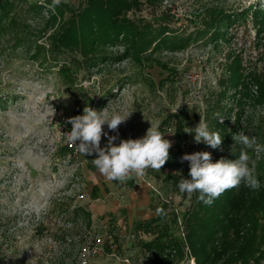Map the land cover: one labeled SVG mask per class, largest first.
I'll return each mask as SVG.
<instances>
[{
	"label": "rangeland",
	"instance_id": "374dc122",
	"mask_svg": "<svg viewBox=\"0 0 264 264\" xmlns=\"http://www.w3.org/2000/svg\"><path fill=\"white\" fill-rule=\"evenodd\" d=\"M152 1L149 7L141 0L140 10L127 17L139 27H158L164 14L174 43L139 54L121 37L92 67L78 47L66 49L56 40L71 11L87 0H61L54 9L53 0H0V264H197L187 243L195 193L182 194L175 181L166 180L176 171L149 168L127 181L130 189L150 183L154 218L162 214L152 227L130 225L124 209L107 211L124 194L109 197L92 162L96 154L84 156L66 143L64 133L72 127L67 121L83 115L85 106L131 113L118 131L103 126L101 148L111 136L116 145L142 138L152 124L176 151L182 127V154L209 152L211 162L239 157L242 146L232 139L238 132L264 145V22L244 18L260 6L264 13V0ZM212 10L233 18L218 42L211 34L199 36ZM234 67L243 86L235 81ZM200 115L220 133L219 148L196 143L194 131L184 132L199 124ZM168 128L175 134H167ZM248 153L261 187L253 191L242 183L234 195L246 191L258 199L264 191V152ZM181 163L190 170L188 161ZM156 237L166 244L186 240L182 259L181 251L148 252L145 245Z\"/></svg>",
	"mask_w": 264,
	"mask_h": 264
},
{
	"label": "trees",
	"instance_id": "16d2710c",
	"mask_svg": "<svg viewBox=\"0 0 264 264\" xmlns=\"http://www.w3.org/2000/svg\"><path fill=\"white\" fill-rule=\"evenodd\" d=\"M140 1L87 0L84 8L71 11L70 22L56 40L60 46L66 49L78 47L85 64L89 63L92 67L93 63L105 59L106 47L117 44L121 37L128 39L130 49L139 54L153 49L159 51L164 46L170 45L169 43H174L176 37L171 35L167 18H163L164 14L155 22L156 25L160 23L158 27L151 23L139 27L127 17L129 12L140 10L138 8ZM147 3L150 4L149 7H152V0H147ZM259 8L261 9V6ZM259 8L253 10L250 15L246 14L244 18L252 17L255 21L263 23L264 13ZM60 15L63 17V12H60ZM208 17L203 26L204 30L199 33V36L211 34V40L218 42L225 35L221 34V29L230 24L233 18L226 16L225 13L217 12V10L209 12ZM188 42L189 40L186 39V44ZM237 67L232 69L235 81L239 86H243V80L238 75ZM177 135L181 137V140L176 146V151L169 149L170 158L160 169L161 171H176L183 166L181 163L182 148L186 144V137L182 127L178 128ZM217 161L215 158L213 163ZM182 172L184 173L182 174ZM182 172V175L178 172L168 175L166 180L175 181L178 185L181 178H188L189 170ZM249 195L251 193L242 191L238 196H235L233 189L226 190L209 206L199 201V193H195V206L192 213L194 220L187 243L197 264H218L220 261L224 264H233L239 260L243 264H248L251 260H253L252 264L264 263V191L256 195L258 199L250 198ZM220 213L224 218L220 217ZM208 214L209 216H207ZM160 218H162V214L145 222V225L152 227ZM138 225V227H142L144 224ZM244 231L247 232V235L240 237V233ZM231 234L235 238L228 240ZM241 240L244 241L243 244H241ZM216 244L219 246L214 248ZM145 248L151 253L173 250L177 255L181 251L182 259L183 251L181 249L186 248V240H174L172 243L166 244L156 237L147 243ZM170 260V256H167L166 261Z\"/></svg>",
	"mask_w": 264,
	"mask_h": 264
},
{
	"label": "clouds",
	"instance_id": "9594fccd",
	"mask_svg": "<svg viewBox=\"0 0 264 264\" xmlns=\"http://www.w3.org/2000/svg\"><path fill=\"white\" fill-rule=\"evenodd\" d=\"M60 2L61 0H53L50 7L54 9ZM130 115L131 113L119 112L110 114L107 108L98 112L85 106L83 115L68 119L67 123L72 127L70 132L64 133L65 141L84 156L95 153L96 158L92 160L94 166L110 181L125 183L133 176L145 175L149 168L159 172L170 158L169 149L172 145L164 138L165 133H162L158 126L151 124L142 138L121 140L118 145L114 144L117 137L111 136L108 138L107 146L101 148L102 135H106L103 126L107 125L109 130L118 131V127ZM184 132L193 135L196 143L202 142L214 149L222 145L220 133L211 131L201 115L199 124L195 128H185ZM168 134L175 133L169 131ZM232 139L242 146L240 155L235 160L221 158L213 163L209 152H195L182 156V162H189L190 170L188 178H181L178 183L180 193H186L189 197L199 193L198 200L211 206L226 190L237 188L242 183L253 191L261 187L254 163L249 166L251 158L248 150L259 154L264 152V145L258 142L257 137H250L243 132L234 134Z\"/></svg>",
	"mask_w": 264,
	"mask_h": 264
},
{
	"label": "crops",
	"instance_id": "0c3cea01",
	"mask_svg": "<svg viewBox=\"0 0 264 264\" xmlns=\"http://www.w3.org/2000/svg\"><path fill=\"white\" fill-rule=\"evenodd\" d=\"M103 179V183L106 184L104 190L110 189L109 197L118 193L124 194L123 200L119 199L117 201L118 205L113 200L109 201L111 205L116 206H107V211L112 212L115 208L124 209L126 211L125 220L127 219L130 225H133L134 222H146L154 219V211L151 210L149 188L143 186L142 182L139 186L133 187L134 189H130L131 185L129 186L127 182L123 183L120 187H115L112 185L113 180L110 181L105 177ZM95 185L99 187V184Z\"/></svg>",
	"mask_w": 264,
	"mask_h": 264
},
{
	"label": "built area",
	"instance_id": "2783aa9c",
	"mask_svg": "<svg viewBox=\"0 0 264 264\" xmlns=\"http://www.w3.org/2000/svg\"><path fill=\"white\" fill-rule=\"evenodd\" d=\"M169 131L172 132V130H171L170 128H168V129L166 130V133L168 134ZM185 169H186V167L183 165L181 168H179L178 170H176V172H178V174H181V172L184 171ZM176 172H173V173H176ZM142 179H143V181L146 183L145 178H142ZM147 186L150 187V188H152V185H151L150 183H147ZM263 264H264V263H263Z\"/></svg>",
	"mask_w": 264,
	"mask_h": 264
}]
</instances>
